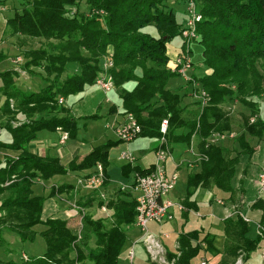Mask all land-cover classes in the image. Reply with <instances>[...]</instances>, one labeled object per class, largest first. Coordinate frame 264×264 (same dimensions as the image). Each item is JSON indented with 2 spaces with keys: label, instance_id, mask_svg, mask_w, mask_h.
Wrapping results in <instances>:
<instances>
[{
  "label": "trees",
  "instance_id": "1",
  "mask_svg": "<svg viewBox=\"0 0 264 264\" xmlns=\"http://www.w3.org/2000/svg\"><path fill=\"white\" fill-rule=\"evenodd\" d=\"M16 1L19 6L15 4L8 8L13 13L11 16H0L5 20L3 38H16L14 48L18 56L27 60L25 69L31 66L45 69L46 77H52L50 81L56 96L66 100L96 84L104 63L111 59L113 67L109 73L121 99L123 115L135 117L142 128L140 138L159 140L161 122L168 119L167 140L171 150L175 144L190 148L195 137L199 140L197 168L188 176L187 196L182 200L186 209L184 215L199 212L193 198L200 189L213 190L215 199L224 203L245 206L244 187L235 186L240 159L255 154L253 140L264 139V121L260 117L264 100V0H202L205 5L198 9L203 20L197 25V36L190 44L196 42L203 47V64L210 74L197 78L206 99L194 112L183 107L185 96L172 90V84L184 77L170 66L167 45L176 37H182L186 22L179 23L173 10L166 8L172 0ZM183 1L188 8V0ZM0 8L1 14L6 12L5 0H0ZM150 28L156 30L157 36L143 32ZM27 40L46 44L37 50L25 51ZM186 55L184 53L185 58ZM17 57L0 52V110L6 117L0 127L11 134V139L0 140V149L20 151L16 158H6L4 166L0 167V264H120L121 258H125L123 249L130 235L134 231L139 235L137 201L131 193L124 198L119 192L110 199L107 207L113 209L111 218L96 219L80 211L82 227L79 232L73 231L63 220L42 221L46 197L34 195V181L38 178L48 181L56 175L66 174L67 170L58 158L32 154L29 144L41 131L61 130L75 139L80 120L71 114L70 107L64 106L63 112L67 116L63 120L42 122L32 130L29 125L15 127L13 124L23 118L21 115L27 118L21 109L58 102L51 94L44 96L18 89L15 69L1 70L9 60L14 64ZM259 61L263 63L257 65ZM73 65L80 67V72H69L67 67ZM186 81L190 86L196 80L192 77ZM130 83L135 85L132 89H128ZM228 97L240 101L249 111L239 114V124L234 123L231 112L222 110V105L231 99ZM225 138H230L232 145H222ZM119 144L122 142L108 141L95 147L80 164L74 162L71 171L83 172L101 164L106 185L109 152ZM125 169L146 175L153 170V165L142 169L127 164L123 169L126 176ZM83 173L89 176L94 172ZM6 182L8 187H2ZM74 186L60 189L73 192ZM88 193L77 201L82 209L92 207L97 200H100L99 206L104 203L99 191ZM250 207L264 227V197L258 196ZM237 214L222 221L224 250L220 251L216 246L215 235L208 240L207 237L201 239L200 230L182 232L178 249L169 252V257L177 258V264H193L202 250L213 255L224 251L225 255L231 256L234 251H240V255L244 253L242 260L247 261L264 236L258 235V241L249 239L250 222ZM41 224L45 226L44 230H35ZM7 232L16 234L24 243L34 242L40 236L45 244L44 253L21 258L20 262L4 260L1 252L5 250ZM90 237L96 238L95 247L90 245ZM227 261L225 259L223 264H228ZM236 261L237 258L234 264Z\"/></svg>",
  "mask_w": 264,
  "mask_h": 264
},
{
  "label": "rangeland",
  "instance_id": "2",
  "mask_svg": "<svg viewBox=\"0 0 264 264\" xmlns=\"http://www.w3.org/2000/svg\"><path fill=\"white\" fill-rule=\"evenodd\" d=\"M5 1H6V12L2 14L0 13V16L9 17L13 14L12 11H10L9 9L12 8L13 5L16 4L19 6V4L16 0H5ZM193 1L196 3L197 8H199L201 5L203 6L205 5L202 0H193ZM166 8L169 10H173V12L176 15V19L179 23L182 24L186 21L187 3L184 2L183 0H177V1L172 0L167 3ZM1 29H0V32H1ZM143 32L150 33L153 36H157V32L154 28H150L149 30L145 29ZM1 42L2 44L0 45V52H3V51L8 52L7 54L10 57L18 56V52L14 48V43H16V38L12 39V38H7L4 36V38L1 39ZM184 43L185 41L182 37H176L174 40L170 42L171 47L174 50H182L183 47L186 45L185 52L183 51L185 54L188 55V56L186 55L187 57L186 63L189 64L188 59H191L192 63H194L196 68L199 70L204 65L203 64L204 63L203 47L196 42L189 44V47L187 44L184 45ZM44 44H46L44 41L27 40V42L24 43V50L26 51L31 48L34 50H37ZM17 58L19 60L17 59L14 65L12 63V60H9L1 67V70L6 71L12 68L15 69L16 75L14 76V80L18 86V89L21 92L23 90L25 92L41 94L44 96L51 94L54 96V98L58 99V102L57 101L47 102L41 105H33L26 109H21L25 114H27V118L26 116L20 114L21 116H23V118H20L19 121L17 120L16 122H14L13 125L16 127H20V128H24L26 127L25 125H29L31 128L30 130H32L36 126H41L42 122H48L53 119L63 120L67 116L66 112H63V107L67 105L65 103L64 97L55 95V90L53 88L54 85L50 81L52 77L51 79H48V77H46L47 73L45 69L42 67L31 66L25 69V64L27 60H25L22 57V55L18 56ZM261 63H263V61H259L257 65H261ZM67 69L69 72H72V73L80 72V67L74 66V65L72 66V68L71 66H68ZM190 72L188 71L186 74L187 75L186 77L179 78L178 80L174 82V84H172L173 92H176V93H179L180 95L185 96L184 99L182 100L183 107L184 106L190 107L191 102H192L191 100H193L190 98L191 95L198 96L199 99H195V100H200V101L203 100L202 98H200L202 97V94L200 93V91L202 90V85L197 86V84L200 83L197 80V78L201 79L204 76V74H202L201 71H197V72L195 71V74H193V76L196 81L192 83L193 88H188V85L185 83V80L187 78H190L189 80H191L192 73ZM68 74H69L68 72L65 73L64 77L66 78ZM134 86L135 85L133 83H130L128 84V89H132ZM97 88L99 87L97 86ZM192 89L194 90V92ZM21 92L19 93L20 96H21ZM83 92L79 94L80 96L78 95L77 101L82 99L81 96H83ZM233 95H236V93H234ZM116 96L119 97L115 89H113V91L111 92L109 96H104L102 93L101 94L99 93L98 100L96 103L99 108L101 106L100 110L96 112L99 118L89 117L88 119H85V120L83 119L81 124L83 125L84 123H87V125L85 127H82L78 131L77 138L79 140H86V141H91V142L95 141L96 145H104L108 143V141H113V142L118 141V137L116 136V134L112 130L107 129L108 122H112V121H108V118L106 117V114H108L111 107L113 106V104H111L110 102H107L106 100L109 98L110 99L112 98V100H115ZM228 98H231V97H228ZM120 106L122 108V105ZM222 106H223L222 107L223 111L225 110L226 112H231V114L233 115V118L235 119L234 121L235 124H239L241 122L240 117H239L240 113L249 112L245 107H243V104L240 101L238 102L234 98L229 99V102ZM199 109L200 108L196 109V111ZM260 109H261L260 117L264 121V100L260 106ZM27 110H29V112ZM42 133L44 134V136L45 135L47 136V140H48L47 144L52 142V135H56V133L49 132V131L41 132V134ZM5 137L8 138L6 134L3 135V138ZM229 139L230 138L223 139L222 145L224 146L232 145V140H229ZM216 143H219V141H217ZM158 144H159L158 140H149V139H144V138H140L133 143V146L135 147V149H137L138 151L145 152V157L143 158L141 162H139V164L142 167H149L153 163V160L155 159V153L153 154V149H155L158 146ZM252 146L256 149V152L252 157L251 156L241 157L240 165L238 168V174L235 179V185H239V186L242 185L245 190V203L246 204L245 206L243 205L244 206L243 213L247 214L250 217L249 219L251 221L249 225L250 231L248 233V238L254 241H258L257 222L255 220L256 218L254 217L253 211L250 206L258 198V185H259L258 177L260 174L264 172V139L261 141L257 139L253 140ZM187 147L188 146H183L182 144L173 145V153H174V157L176 160L182 156L186 159H194V157H192L191 154L187 152L188 151ZM194 147H195V150L193 151V154H196L197 153L196 143ZM3 166H4V163L0 167H3ZM167 169H168V172H171L172 167H171L170 162L167 164ZM179 174H180V178H179L178 184L168 197L169 199H172L174 202H177V200L180 198L184 199L187 196L188 172L185 170H181ZM133 178H134V174L132 175V179ZM68 179L69 178H67L66 181ZM77 179L75 181V184L77 183ZM112 179H113L114 184H117L123 181L122 176H121V170L119 168L114 170V172L112 173ZM68 181L69 183L74 182L73 178L69 179ZM8 182L3 184L2 187H8ZM45 193L46 192L44 191V187H42L41 185H36L35 190H34V195L36 196L45 195ZM209 196H210L209 192H207L206 190L203 192L199 191L198 193H196V195H194L195 200L198 199L199 201L198 202L199 215H196L194 212L190 213L188 216V223L185 225L184 229L189 232L200 230L201 239H203L204 237H207L208 240H212L213 236L215 235L216 236V246L218 247L220 251H222L225 249V236H224V230L222 227V220L220 217L224 215L220 216L215 212L216 209L215 211L212 210L213 206H211L212 204L209 201ZM224 204L227 207L228 212H230V215L227 218H230L232 216L234 218L238 216V214L231 215V213L233 214L234 212H237L239 213L240 216H242L240 212L238 211H242L243 206H234L233 204L229 202H225ZM213 205H215L217 208L219 207L216 204H213ZM248 211L251 212V215H250V212ZM98 215L100 218L104 216V214L103 213L100 214V212ZM176 216L177 217H176L175 222L162 225L161 228H159L160 225L156 223H150L148 226L150 233L157 237H160L164 245L168 247L170 250H172L171 249L172 244L176 240L174 234H172L173 231H176L179 227L183 225V222H181L183 215L178 214ZM81 221L82 220L80 219V216H78L74 224L72 226H69V228H71L75 232H79L82 227ZM210 225H212L213 227H210ZM38 228L40 227H37V229ZM161 234H169L170 237L172 235L174 236V238L172 237V239L171 238L165 239L164 237L161 236ZM90 238H92L91 239L92 241H90V245L92 247H95L94 244L96 242V238L95 237H90ZM137 238H138L137 232L136 231L132 232L129 240L127 241L125 245V248L123 249L124 256L128 253L129 249L132 247V244L136 242ZM80 239L81 238H79V241ZM5 240L7 241L5 250L3 249L4 253L1 252V256L4 260H14V261L20 262L21 258L26 259V258H29L30 256H41L45 251V244H44L43 239L40 236H38L34 242L24 243L19 239V237L16 234L7 232L5 234ZM134 250H135L136 255H135V261L133 264H151L148 261L149 256L142 243L135 244ZM243 255L244 253H241L240 255V251H234L232 256L225 255L224 251L220 252L219 254L213 255V253L205 252L204 250H202L199 253V255L193 260V264H200V259L203 257H207L210 264H223L225 263V259L228 260L227 261L228 264H234V260L236 258H237V261L242 259ZM263 255H264V239L260 241L257 250H255V252H253L248 257L249 259L246 261L245 264H248V262L249 264H264V262H262Z\"/></svg>",
  "mask_w": 264,
  "mask_h": 264
},
{
  "label": "crops",
  "instance_id": "3",
  "mask_svg": "<svg viewBox=\"0 0 264 264\" xmlns=\"http://www.w3.org/2000/svg\"><path fill=\"white\" fill-rule=\"evenodd\" d=\"M2 27V29H1ZM0 45L2 44L1 39L3 38V33L5 30V20L0 18ZM168 48V55L170 57V66L173 65L172 63H174L175 59L181 54L183 53V49L182 50H174L171 47V44L169 43L167 45ZM4 53H8L3 51ZM11 53V52H9ZM190 62L192 63L191 59ZM14 65V64H13ZM191 74L192 77L193 74H195V71H201L202 74L207 75L210 74V70L206 69L204 67V65L198 70L196 68V66L194 65V63H192L190 65V69L188 70ZM185 82H187L185 80ZM199 84H197V86H199ZM97 83L91 86L86 87L85 91L83 92V96L82 99L77 101V97L80 94L77 95H73L70 98L65 100V103L68 107H70L71 109V114L80 120V129L82 127H85L87 125V123H84L83 125L81 124L83 119H88L89 117L91 118H99L98 114L96 112H98L101 108L97 106V100H98V95L99 93L103 94L104 96H109L111 93L106 94L103 89L98 86L99 88H97ZM90 87V88H89ZM97 89H96V88ZM188 88H193V85L188 86ZM89 90V91H87ZM193 90V89H192ZM194 92V90H193ZM191 95V94H189ZM80 96V95H79ZM191 95L190 98L193 99L191 100V105L190 107H188L190 112H194L196 111V109L201 108L203 106V100H195V99H199L198 96H193ZM109 98V97H108ZM117 98V99H116ZM115 100H112V98L107 99V102H110L111 104H113V106L111 107L110 111L108 112V114H106V117L108 118V121H112V122H108L107 124V129L112 130V126L115 124L116 121H120L122 119L124 110L123 106L121 108L120 105H122L121 99L119 97L116 96ZM202 98V97H200ZM118 102V103H116ZM2 103V101H1ZM0 103V104H1ZM119 104V106H118ZM99 109H98V108ZM98 109V110H97ZM4 120H6V117L3 115L2 111L0 110V122H4ZM16 127V126H15ZM79 129V130H80ZM44 132V131H41ZM41 132L38 133L37 138L35 140H33L30 144H29V150L32 154L40 156V157H52V158H58L60 165L63 166L66 170L67 173L66 174H62V175H56L53 178L49 179L48 181H45L41 178H38L34 181V188L33 190H35L36 185H41L42 187H44V191L46 192L45 195H38V196H44L46 197V201L44 204V208H43V214H42V221H44V223L49 220V219H59V220H63L66 221L68 223V226H72L76 220V218L78 216H80V219L82 220L81 217V212H83V214L85 213H89L91 214L94 218L99 219V212L100 214L103 213L104 216L101 218H111L112 214H113V209L107 207V203L110 201V199H112L113 197H115L116 195L119 194V192L122 194V197L127 198L130 193L136 197L137 194L131 189L129 188V185L132 183V175L134 174L132 171L129 172V170L127 171L125 169V172L127 173V175H124L123 169L127 166V162H123L120 160L119 158V154L122 151L125 150H129L131 151L134 156L136 157V162L133 166H138L142 169H147L150 166L154 165L155 163V159L153 160V163L149 166V167H142L139 162H141L143 160V158L145 157V152L144 151H138L137 149H135V147L133 146V142L129 143V144H119L116 145L115 147H112L110 149L109 152V162L110 165L107 167V174L109 176L108 179V183L106 185H104L100 190H99V196L101 197V201L104 202L101 206H99V201H95L94 204L92 205V207H87V208H81L77 205V201L80 200L81 198L89 195V193L87 191H73L72 190H67V191H61V187L62 186H67V185H75V181L77 178L81 177V175H86L83 172H96L98 170V167L96 166L95 168L91 169V170H87V171H79V170H75V171H71V166L74 162H76V164H80L82 162V160L84 159V157H86L95 147H98L100 145H96L95 141H86V140H79L78 138H69V140H67L64 143H61V138L62 136L65 134V132L61 131V130H57V131H49V132H54L56 133V135H52V142H50L49 144H47V136ZM6 134L8 136V138H3V135ZM3 138V139H2ZM11 139V134L5 130H1L0 127V140H9ZM140 139V138H139ZM150 140V139H149ZM198 139L195 137L193 139L192 142V146L188 148L189 154H191L192 157H194V159H186L183 156L180 157L179 159H175L174 157V153H173V160H169V162L171 163V167H172V171H175L176 169L179 171L181 170H185L188 172V176L190 173H192V171L194 169L197 168V153L193 154V151L195 150V143L197 145L198 143ZM186 146V145H185ZM173 152V150H172ZM155 153V149H153V154ZM20 155V151H13V150H7V149H0V162H3L6 160V158H16L17 156ZM187 155V154H186ZM168 162V163H169ZM1 165V166H2ZM119 165V166H117ZM117 168H119L121 170V176L123 181L119 182L117 184L113 183V179H112V173L114 172V170H116ZM69 178H73L74 182L69 183V179L66 181V179ZM258 185V183H257ZM123 186H126L123 188ZM236 187H238L239 185H235ZM259 189V187H258ZM207 191L209 192V201L212 204V210L215 211L216 209V213L218 215H224L221 216V220L224 221L229 215L230 212H228L227 207L225 206V204H220L219 200L215 199V196L213 194L212 191L208 190V189H200L198 190L196 193H198L199 191ZM196 195V194H195ZM172 200V199H171ZM183 198H180L177 200V202H182ZM193 200H195V198H193ZM198 204V199L195 200ZM218 205L219 207L217 208L215 205ZM103 208H105L107 211H103ZM244 208L242 209V214L245 215L246 217L250 218L247 214L243 213ZM194 211L188 212L187 215H184L183 212H176L175 213V219L169 223L175 222L176 221V215L181 214L182 216V220L181 222H183V225L181 227H179L176 231H173L172 234H174L176 240L174 241L173 239V244H172V250L174 251V246L178 244V238L180 236V234L182 232H189L186 231L184 229L185 225L188 223V216L190 213H192ZM250 212V211H248ZM196 215H199V212H194ZM232 214V213H231ZM251 215V212H250ZM254 217L256 218V222L258 223V216L256 214H254ZM201 218V217H200ZM168 224V223H166ZM165 225V224H164ZM37 227H40L37 229ZM35 228V230L37 231H43L45 226L43 224L37 226ZM162 226H160L159 228H161ZM210 227H213L212 225H210ZM203 229V228H202ZM174 236L171 235V239L172 237L174 238ZM168 248V247H167ZM169 249V248H168ZM170 250V249H169ZM202 260H206L207 264H210L208 262V260L203 257L200 259V264L202 262ZM262 262H264V259L262 258ZM246 261H243V264H245ZM120 264H127L126 258H121L120 260ZM249 264V262H248Z\"/></svg>",
  "mask_w": 264,
  "mask_h": 264
},
{
  "label": "built area",
  "instance_id": "4",
  "mask_svg": "<svg viewBox=\"0 0 264 264\" xmlns=\"http://www.w3.org/2000/svg\"><path fill=\"white\" fill-rule=\"evenodd\" d=\"M187 15L188 19L185 22L182 38L186 42L185 44L189 47L191 40L197 36V25L203 20V16L193 0H188ZM186 61L187 58H185L183 52L175 59L174 63H172L173 65H171L172 69L176 70L183 77L187 76L186 74L191 65L190 59H188L189 64H187ZM112 67L113 64L111 59H107L103 65V72L96 82L106 94L111 93L114 89V80L109 73V69ZM189 79L190 78H187V80ZM200 93L202 94L204 102L206 95L202 90ZM252 122H254V120H252ZM111 129L118 137V141H121L122 144H129L139 139L142 134L141 126L132 114L123 115L122 119L116 121ZM168 132L169 120L164 119L160 125L161 138L158 140L159 144L155 148L156 159L153 165V170L146 175L134 173L132 183L129 185V188L137 194L135 197L137 201L136 228L139 235L136 242L132 244V247L125 255L127 264L134 263L136 255L134 245L138 243H142L145 247L149 256L148 261L151 264H177V258L169 257V252L174 251L169 250L160 237L151 234L148 227L150 223H156L160 226L169 223L175 219V213L177 211L183 212L186 210L182 202H174L168 198L177 186L180 178L177 169L172 172H168L167 169L168 161L173 160V152L167 141ZM231 137H233V135H231ZM67 140H69V135L65 133L61 138V143H64ZM119 158L121 161L127 162L131 165H134L136 162V157L129 150L120 152ZM97 167L98 170L96 172L89 176L83 175L77 179V183L74 186L75 191H99L104 186L106 181L104 168L101 164ZM258 179V196L264 197V172L259 175ZM124 187L126 186H123V188ZM219 203L223 204L220 200ZM103 211L107 210L103 208ZM234 214H237V212H234L231 215ZM240 214L246 222H251L248 217L242 213ZM257 233L260 236H264V227L260 223H257ZM161 236L165 239L170 238L169 234H161ZM177 249L178 244L174 246V250ZM201 264H207L206 260H202ZM236 264H243V260H238Z\"/></svg>",
  "mask_w": 264,
  "mask_h": 264
},
{
  "label": "water",
  "instance_id": "5",
  "mask_svg": "<svg viewBox=\"0 0 264 264\" xmlns=\"http://www.w3.org/2000/svg\"><path fill=\"white\" fill-rule=\"evenodd\" d=\"M166 39V38H165Z\"/></svg>",
  "mask_w": 264,
  "mask_h": 264
}]
</instances>
